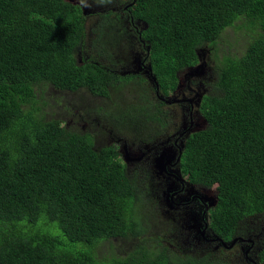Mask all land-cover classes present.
Instances as JSON below:
<instances>
[{
  "label": "trees",
  "instance_id": "trees-1",
  "mask_svg": "<svg viewBox=\"0 0 264 264\" xmlns=\"http://www.w3.org/2000/svg\"><path fill=\"white\" fill-rule=\"evenodd\" d=\"M128 1V21L142 25L137 35L147 47L144 69L151 85L131 91L138 101L127 104L128 112L112 102L110 111L117 112L110 113L119 124L128 118L129 127L135 126L132 143L148 145L169 128L148 93L162 96L159 105L167 103L177 73L194 64L199 50H215L213 92L198 106L203 123L186 133L181 151L175 148L173 167L187 184L215 185L209 225L228 241L241 219L264 215V0H121L122 5ZM111 10L100 14L93 32L106 48L97 54L112 61L127 27L126 18ZM84 20L82 6L69 0H0V264L218 263L169 249L173 239L170 229L160 231V214L140 221L137 187L116 143L96 150L89 134L45 117L47 87L84 88L109 98L110 88L138 78V72L119 75L97 62H77ZM226 27L241 32L240 53L222 36ZM220 47L226 51L218 59ZM149 118L159 135L152 136ZM145 128L148 134L142 135ZM133 237L138 242H126L125 250L114 241ZM257 259L264 263V238Z\"/></svg>",
  "mask_w": 264,
  "mask_h": 264
},
{
  "label": "rangeland",
  "instance_id": "rangeland-1",
  "mask_svg": "<svg viewBox=\"0 0 264 264\" xmlns=\"http://www.w3.org/2000/svg\"><path fill=\"white\" fill-rule=\"evenodd\" d=\"M71 1L81 4L85 16L84 46L78 48L75 52L77 62H97L111 72L119 75L138 72V78L133 83L127 82L121 87L110 88L109 98L94 96L84 88L70 92L53 90L47 87L42 93V101L45 104L43 106V111L46 113L45 117L61 119L64 122L61 123L63 127L71 132L89 134L93 137V146L96 150L105 145L116 143L118 152L126 164V174L135 181L137 187L142 205L138 208L140 210V221L150 220L149 213L155 214L156 218L159 219L160 217L166 218V214L162 212H166L168 216L173 214L178 217V222L170 229V236L173 242L169 243V249L179 250L191 255L210 253L212 255L210 258L218 261L215 264H222L224 260L229 261L230 264H264L260 263L257 259V253L264 238V215L245 217L238 223L235 236L244 239L249 238L253 241L249 257H245L243 252L246 247L240 248L238 242L235 244L228 242L227 248H223V250H221V247L214 250L213 248L216 246L209 244L208 240L201 242L196 234L199 226L197 215L199 206L192 205L187 208H175V205L171 206V202L169 201L180 193L185 194L186 190L184 189L186 188L189 193L200 194L210 203L214 201L215 188L212 187L208 189L209 191L201 188H192L190 184L179 179V169L177 166L171 167L170 163H173L177 157V150L173 147L174 138L189 123H192V125L187 132H190L192 129H198L203 123L199 115L198 106L203 95L213 92L212 82L214 83L215 81L216 64L215 50H199L194 64L177 73L178 84L175 90L167 97L169 102L166 101L167 103L159 105L161 97H156L155 93L153 95V92L148 93L151 100L150 103L153 105L158 103V107L162 113H165V116H167L168 119L166 121L169 128L166 129L164 134L155 136L156 138L148 145L141 142L132 143L135 136L138 135V133H134L135 126L129 127L131 123L128 118H125L123 121L126 126L119 124L120 120L112 118L110 113L117 111H110V109L114 106L112 102H115V106L118 107L120 105L125 112H128L127 104H131L134 100L138 99V96L132 95L133 92L131 91L139 92V90L151 85L148 80V71L141 69L143 58L146 61V46L139 40L137 31L142 25L135 26L128 21L129 1L118 9L113 8V11L126 18L125 25L127 28L124 27L126 39H118V54L111 61L110 58L97 54L98 51H103L106 48L100 45L98 41H95L97 33L93 32V30H99L100 25L98 26V24L102 20L100 14L105 13V11L112 13V1L120 3L121 0H99V2L97 0ZM94 2L99 4L93 5L92 3ZM106 15L109 16L108 14ZM111 18H113L112 15ZM116 21L117 18L114 17V24ZM120 27L121 25L118 24V28ZM112 29L115 30L116 26H113ZM221 34L222 36H229L227 40L233 44L231 50L237 53L242 51L236 45L239 40H242L240 31L235 30L233 27H226ZM101 37H105L103 33H101ZM116 37L117 33L115 30V40L117 39ZM102 40L105 42V46H110L107 39L102 38ZM225 51V49L220 47L217 50L216 57L220 59ZM140 79L143 80L140 81ZM184 98L186 101L190 100V102L187 104ZM98 108L101 109L98 110ZM188 111H191L190 115ZM148 115L146 114L145 118ZM145 122L150 126L148 127L149 130L153 128L154 132L152 136L159 135L156 131V122H153L150 118ZM142 133V135L148 134V130L145 128ZM184 137L185 135L178 141L177 147H182ZM151 138L153 139L154 137ZM163 167L166 168L165 172L163 171ZM181 184L183 185V189L181 188ZM157 202H160L159 206H156ZM158 214H160V217H158ZM157 229L158 226H151V230L156 231ZM114 241L117 246L126 249V242L136 243L138 242V238L133 237L128 240L117 238ZM103 254L100 253L99 257L102 258Z\"/></svg>",
  "mask_w": 264,
  "mask_h": 264
},
{
  "label": "clouds",
  "instance_id": "clouds-1",
  "mask_svg": "<svg viewBox=\"0 0 264 264\" xmlns=\"http://www.w3.org/2000/svg\"><path fill=\"white\" fill-rule=\"evenodd\" d=\"M69 1H71V0H69ZM71 2H73V3H77V2H74V1H71ZM93 5H97L98 3L97 2H94V3H92ZM81 5V4H80ZM112 7L111 8H119L120 6L122 7L123 5H122V2H120V3H118V1L117 2H113L112 1ZM147 48V47H146ZM146 66V64L144 63V59H143V64H141V69H144V67ZM145 70V69H144ZM149 80V79H148ZM155 94H156V92H155ZM161 98H162V96H161ZM134 101H136V100H134ZM133 101V102H134ZM137 101H138V99H137ZM165 101H167V99L165 100ZM132 102V101H131ZM187 104H188V102H187ZM191 125H192V123H190ZM184 130V129H183ZM193 130V129H192ZM191 130V131H192ZM187 133H189V132H187ZM179 135V134H178ZM177 135V136H178ZM186 135V134H185ZM177 136L175 137V138H177ZM184 136V135H183ZM182 137H180L179 138V140L181 139ZM173 147L174 148H176L177 146H174L173 145ZM176 159H177V157H176ZM175 159V160H176ZM171 164V167H173V163H170ZM166 166H168V164H166ZM163 169H165L166 170V168L165 167H163ZM164 171V170H163ZM165 172V171H164ZM174 176H175V174H173ZM181 181H183V178H179ZM191 187L192 188H199V187H197V186H193V185H191ZM215 188V190H216V187H215V185L213 184V185H211L210 186V188ZM181 188L183 189V185L181 184ZM201 189H203V190H207V191H209L208 189H210V188H207V189H205V188H202V187H200ZM182 189H179V190H182ZM184 190H186V193L184 194V193H180L177 197H175L174 199H171V200H169L170 202H171V206H173V205H175V208H187V207H190V206H192V202H193V195L194 194H191V193H189L188 191H187V188L186 189H184ZM206 191V192H207ZM173 194H175V192H173ZM188 195H189V197H188ZM217 204V191H216V193H215V195H214V201L212 202V203H201L200 205H199V209H198V229H197V232H196V234H197V237L200 239V241L201 242H204V240H208L209 241V244H211V245H215L216 247L215 248H213L214 250H216L218 247H221V248H227V244H228V241H226V240H224L222 237H220L218 234H216L215 232H213V230L211 229V227H210V225H209V212H210V209L212 208V207H214L215 205ZM160 205V202H157V204H156V206H159ZM162 213H165L166 214V218L164 219L163 217H161V219L162 220H165V226H162L161 228H160V231H166L167 229H171V228H173L174 227V225L178 222V217L176 216V215H173V214H171L170 216H168V214L166 213V212H162ZM239 237V236H238ZM235 238V237H234ZM233 239V238H232ZM231 239V240H232ZM237 239V238H236ZM235 239V240H236ZM230 240V241H231ZM162 243H161V242ZM159 242H160V244H162V245H164V244H166L167 243V240H165V241H163V240H160ZM229 241V242H230ZM234 243H235V241H234ZM233 243V244H234ZM118 248L120 249V250H125V248H122V247H120V246H118ZM222 250V249H221ZM172 251H174V250H172ZM175 251H177V252H180L181 254L183 253L182 251H179V250H175ZM246 252H248V250L246 249ZM246 254V253H245ZM190 258H192V259H195L196 261L197 260H199V259H201V257H205V256H208L209 258H210V256H212L211 254L210 255H208V253H205V254H199V255H191V254H187ZM249 257V256H248ZM223 263H227V264H230V262L228 261H225L224 260V262ZM222 263V264H223Z\"/></svg>",
  "mask_w": 264,
  "mask_h": 264
},
{
  "label": "flooded vegetation",
  "instance_id": "flooded-vegetation-1",
  "mask_svg": "<svg viewBox=\"0 0 264 264\" xmlns=\"http://www.w3.org/2000/svg\"><path fill=\"white\" fill-rule=\"evenodd\" d=\"M162 99V98H161ZM177 140H179V139H177V138H174V143H173V145L174 146H177ZM193 202H192V205L193 206H199L201 203H210L207 199H205V198H203L200 194H194L193 195ZM235 238H237L236 240H235V243L236 242H238V244L240 245V248H243V247H246V249L248 250V252L246 253V249L244 250V252H243V254H245V257H247L248 255H249V252L251 251V248H252V246H253V241L252 240H250L249 238H246V239H244V238H242V237H238V236H234ZM233 237V238H234ZM232 239V238H231ZM230 239V240H231ZM230 240H228V242L230 241ZM234 243V244H235Z\"/></svg>",
  "mask_w": 264,
  "mask_h": 264
},
{
  "label": "water",
  "instance_id": "water-1",
  "mask_svg": "<svg viewBox=\"0 0 264 264\" xmlns=\"http://www.w3.org/2000/svg\"><path fill=\"white\" fill-rule=\"evenodd\" d=\"M167 101L169 102V100H167ZM172 101H175V100H172ZM176 101H177V100H176ZM178 101H179V100H178ZM184 101H186L185 98H184ZM186 102H190V100H188V101H186ZM191 111H192V110H191ZM191 111H188L189 115L191 114ZM190 127H191V124L189 123V125H188L186 128H184V130H183L182 132L179 133V135L177 136V139H179L180 137H182L183 135H185V134L187 133V131L190 129ZM182 147H183V145H182ZM182 147H181V148H182ZM181 148L178 147L179 151H181ZM178 158H179V156H177V160H178ZM163 170H165V169H163ZM235 239H236V238H233L229 243H230V244L234 243Z\"/></svg>",
  "mask_w": 264,
  "mask_h": 264
}]
</instances>
